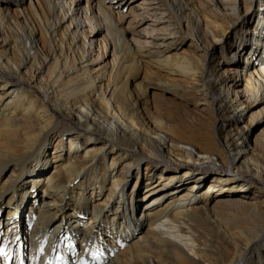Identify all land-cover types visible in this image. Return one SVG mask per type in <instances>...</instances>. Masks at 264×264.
<instances>
[{
    "label": "bare ground",
    "instance_id": "1",
    "mask_svg": "<svg viewBox=\"0 0 264 264\" xmlns=\"http://www.w3.org/2000/svg\"><path fill=\"white\" fill-rule=\"evenodd\" d=\"M81 1L0 0V264L28 240L29 264H264V187L237 177L264 184V0H147L136 47L122 0ZM144 62L209 119L141 110Z\"/></svg>",
    "mask_w": 264,
    "mask_h": 264
},
{
    "label": "rangeland",
    "instance_id": "2",
    "mask_svg": "<svg viewBox=\"0 0 264 264\" xmlns=\"http://www.w3.org/2000/svg\"><path fill=\"white\" fill-rule=\"evenodd\" d=\"M147 2H148L147 0H122V3H124V4H122L121 6H119L117 8H113V10L115 12H117V14L119 16L120 15L122 16L121 18L124 22L121 24V26L127 28L126 29L127 30V38L131 41V43L133 45H135V47L138 45H141L145 42H146V46H148L150 44V41H157V38L158 39L160 38L159 31L153 30L151 33L148 32L149 29L153 28L151 25H149V24H152V21H147L146 23L142 22V19H140L141 17L138 15L140 13H143V14L146 13L145 11H147V8H148ZM81 3L83 5L84 0H82ZM116 4H119V2L115 3V5ZM129 8H131V10ZM129 10H130V12H128ZM126 12H128V13H126ZM135 15H138V17L136 18L138 20V22H136L137 21L136 20L135 23L132 24V21L130 23V20H131L132 16H135ZM135 28H137L136 31L139 29H142L140 31L142 32L143 35L140 33L138 35H135V34H137L134 31ZM100 40H102V37L99 38V43L101 44ZM230 40L231 39L228 37L225 38L224 40H215V44L212 45L213 51L210 55L209 60H211V61L214 60V57H215V55H217L218 50L220 51L221 49H223L224 44L228 45ZM187 42H188V39H187ZM103 44H104V42H103ZM189 50H190V47H188L187 45H185V46L183 45L182 48H179V49H176L173 51V56H171V59H177L181 56L191 57L192 54L189 52ZM175 53H177L179 55L177 56V55H175ZM233 59H234V57H233ZM102 60L104 61V59H102ZM219 60H221V59L219 58ZM99 62L100 63L95 64L94 68H99L100 66L104 65L103 62H101V61H99ZM45 73L46 72L43 71V73H40V76H43ZM134 78H135V79H133L134 86L132 85L131 90H133L134 94L138 96V102L140 105L139 107L141 108V110L145 109V113L147 115L151 114L154 117H157L160 119L177 120L178 118H180L181 112H185L186 115H194L195 113H199L200 115H204L205 117H207L209 119L208 113L198 110L197 107L193 106L192 102L190 103L188 101H182L181 97H176V94H174L172 91L171 92L173 94L162 89V88H166V86H168L169 83H173V84L181 83V84L189 85L190 82L182 79V77L176 76L174 78L173 77L168 78L163 73L158 72L151 65L144 62L143 67L141 68V71L139 73H137V75ZM170 89H168V90H170ZM171 90H173V89H171ZM141 92L143 93V95H141ZM262 124L263 123H261V122L256 123L252 127L250 132L253 135H258L259 132H261V130H258L259 129L258 126H261ZM66 126H67V123L65 121H62V127H66ZM154 163H156V162H154ZM142 164L144 165V161ZM172 166L173 165H171L170 167H172ZM210 168L211 169H219L221 171L227 170L226 167H224L222 165L216 166L215 164L211 165ZM49 169H50V167H49ZM48 170H46L44 172V174L46 172H48ZM237 177L240 179L251 181V182L254 181L258 185L264 187V184L260 181L255 180L254 176L251 174H249V175H242V174L240 175L239 174V175H237ZM133 185H134V181L131 178L125 187V192H127V198L128 199L131 198V195L129 193H130ZM135 192H137V190ZM141 194H142V191H140V193L137 194V197L136 196L135 197L138 199ZM28 197L30 198V195ZM28 197H26V200L24 201V205L22 206V208H24L23 215L27 212V207L31 203L29 201ZM133 197H134V193H133ZM127 206L129 207V209H128L129 213H131L132 209H131L130 204L127 203ZM139 212H140V209L137 210V212H136V208H134L133 216H139L140 215ZM0 232H6V228H5L4 224L0 225ZM17 250H18V242L14 244L15 253L13 251V255L15 257H16ZM22 250H23V246H22ZM23 256H24L23 260L25 259L26 264H29L31 259H37L38 253H36L35 243L33 241L28 240V242L25 246V253L23 254ZM15 257L13 258V261H14V259L16 260ZM33 257H35V258H33Z\"/></svg>",
    "mask_w": 264,
    "mask_h": 264
}]
</instances>
